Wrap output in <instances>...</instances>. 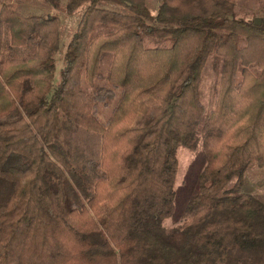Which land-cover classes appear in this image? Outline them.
Masks as SVG:
<instances>
[{
    "label": "trees",
    "instance_id": "1",
    "mask_svg": "<svg viewBox=\"0 0 264 264\" xmlns=\"http://www.w3.org/2000/svg\"><path fill=\"white\" fill-rule=\"evenodd\" d=\"M242 1L0 0V264H264V204L243 187L264 168V6L247 20ZM61 3L83 8L64 49ZM200 137L196 191L164 229L177 150Z\"/></svg>",
    "mask_w": 264,
    "mask_h": 264
},
{
    "label": "rangeland",
    "instance_id": "2",
    "mask_svg": "<svg viewBox=\"0 0 264 264\" xmlns=\"http://www.w3.org/2000/svg\"><path fill=\"white\" fill-rule=\"evenodd\" d=\"M244 0L236 5L235 13L239 18L252 20L258 15L259 11L256 7H263L264 0ZM22 10L24 12H39L35 4L31 1H22ZM147 8L150 14L154 15L158 0H147ZM40 7V6H39ZM42 8V7H41ZM83 8H79L73 14H66L64 11L63 3L55 10V13L61 20V35H60V48L64 49L68 43L71 35L77 27V23L82 14ZM217 76L214 70V58L210 57L204 73L200 86L201 98L206 110L208 111L212 107L213 99V87L216 83ZM114 103L107 109H100L98 117L101 122L105 123L111 115ZM75 143L79 146H83L86 149L92 150V157L98 158L100 151V139L99 135L91 133L82 129L74 136ZM178 171L176 174V181L174 190L176 193L174 202V211L172 216L164 221L163 228L170 229L178 225L181 221V215L188 203L190 197L195 193L198 176L204 167V151L202 147V138L200 137L195 148L188 149L186 147H179L177 150ZM244 189L255 197H257L264 204V168H258L256 165L251 166L244 175Z\"/></svg>",
    "mask_w": 264,
    "mask_h": 264
},
{
    "label": "water",
    "instance_id": "3",
    "mask_svg": "<svg viewBox=\"0 0 264 264\" xmlns=\"http://www.w3.org/2000/svg\"><path fill=\"white\" fill-rule=\"evenodd\" d=\"M257 22H259L258 20H256Z\"/></svg>",
    "mask_w": 264,
    "mask_h": 264
}]
</instances>
